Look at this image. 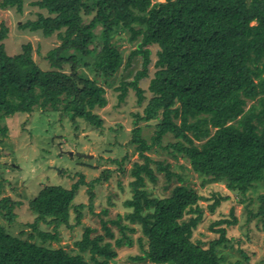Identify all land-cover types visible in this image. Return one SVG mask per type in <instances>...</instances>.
<instances>
[{
  "label": "trees",
  "instance_id": "obj_1",
  "mask_svg": "<svg viewBox=\"0 0 264 264\" xmlns=\"http://www.w3.org/2000/svg\"><path fill=\"white\" fill-rule=\"evenodd\" d=\"M25 0H0V9L14 8L21 13ZM32 5L44 9L19 27L40 31L45 37L57 33L59 45L45 54L49 69L44 70L31 55V44L21 45L18 53L9 55L3 40L7 26L0 23V119L15 113H32L36 109L59 111L76 123L82 120L95 128L103 126V119L94 112L106 104L105 89L96 78L80 74L79 56L92 51L93 29L100 25L102 44L91 63L85 65L95 77L112 75L121 61V54L109 41L121 30L130 33V40H138L127 58L141 56V68L129 81H120L115 90L122 101L129 88L138 104H142L144 90L139 81L147 76L150 50L158 47L155 71L149 79L146 99L141 112L132 113L133 128L130 143L143 162H134L133 180L129 183L131 196L124 205L131 208L113 222L122 236L115 246L131 244L126 231L140 225L146 239L141 256L152 264H222L217 253L226 242L225 227L213 230L219 234L207 242L193 239L194 228L202 220L199 200L205 199L184 183V179L169 170V164L156 162V170L164 171L166 180L175 177L169 195L153 196L145 187V180L155 183L157 177L144 154L153 146L171 149L185 157L194 172L213 180L223 179L226 188L244 194L254 183L264 181V0H33ZM91 18L85 21V17ZM74 53L66 55L65 52ZM64 64L68 71L63 70ZM251 101L250 104L248 102ZM60 115V116H61ZM155 130L147 142L140 122ZM6 127L0 126L4 134ZM171 135L173 142L161 145L163 136ZM195 141H201L197 144ZM105 172H108L106 170ZM101 174L90 182L83 175L70 187L58 184L43 185L28 201L35 215L29 223L31 231L25 238L11 234L2 224L14 222L15 202L8 196L0 198V264H115L117 256L109 227L104 234L92 235L85 226L80 239L74 242L76 253L43 243L57 241V233L39 230V222L52 223L54 229L70 220V211L80 223L84 204L74 199L81 184L91 188ZM227 196L213 194L209 210ZM258 214L264 213V194L258 196ZM219 219L214 225H232L236 218ZM257 214V213H256ZM24 232L21 231L20 234ZM39 237L37 243L34 237ZM140 245L142 239L138 238ZM89 253L85 259L82 253Z\"/></svg>",
  "mask_w": 264,
  "mask_h": 264
},
{
  "label": "rangeland",
  "instance_id": "obj_2",
  "mask_svg": "<svg viewBox=\"0 0 264 264\" xmlns=\"http://www.w3.org/2000/svg\"><path fill=\"white\" fill-rule=\"evenodd\" d=\"M33 0H25L21 13L14 8L0 9V23L7 28V37L3 40L7 54L13 55L20 51L21 45L31 44V55L40 68L49 69L45 54L59 45L57 33L45 37L40 31L21 29L19 25L28 19H34L37 13L47 15L44 9L32 5ZM153 2L156 0H152ZM163 1V0H158ZM91 17H85V21ZM102 26L97 25L93 29L92 49L87 56H79L78 71L88 78H96L98 84L105 89L106 104L101 108H94L103 119V126L95 128L82 120L73 123L68 115H61L59 111L36 109L32 113H15L11 117L0 119V126L6 127L4 134L0 132V198L10 197L14 202V222L7 224L1 220L6 229L13 235L25 238L31 227L35 215L28 207V201L33 198L38 190L46 184H58L70 187L83 175L85 182H90L101 174L106 179L96 182L91 188L93 196L89 199L87 184H81L74 204H84L80 223L76 224V213L71 209L70 220L54 229L52 223L39 222L37 228L50 233H57V241H46L43 244L49 247H61L64 250L76 253L74 242L80 239L85 226L92 228L94 234H104V227H109L113 232V238L106 236V240L112 242L117 256L115 264H152L146 259L133 260V256H141L142 248L145 247L146 239L143 237L140 225L129 223L122 218L121 223L134 227V231H126L131 239V244L115 246L114 240L122 236L118 226L113 222L118 215L121 217L131 210L123 203L131 196L129 183L133 180L131 168L134 162H143L142 157L130 141L133 128L134 112H141L146 99L150 96L147 91L149 79L155 71L154 62L157 59V45L147 46L150 50V64L147 76L142 78L138 86L144 90L145 99L142 104L136 101L133 89L129 88L125 98L119 102L118 86L120 81H129L137 70L141 68V56L136 55L127 64L129 53L136 48L138 40H130L127 30L115 32L109 41L121 54L119 66L109 76H97L85 63L93 61L102 44L100 35ZM74 53L73 50L65 52L66 55ZM63 70L68 71V65L64 64ZM251 101L248 102L250 104ZM61 115V116H60ZM142 137L150 142L155 130V121L149 125L144 122ZM174 138L167 134L163 136L161 145L165 146L173 142ZM197 144L201 141H195ZM153 161L150 166L157 177L155 183L145 180V187L153 196L164 197L169 195L171 188L179 184L173 177L167 181L164 171L156 170V162L169 164V170L180 175L184 183L194 189L205 199L199 200L203 209L202 220L194 228L192 238L207 242L217 238L219 234L213 229L225 227L226 242L219 245L217 253L222 256V264H264V213L259 212L260 194H264V181L253 184L244 194L226 188L223 179L213 180L190 169L185 157L176 154L172 150L153 146L145 152ZM108 170V172H105ZM227 196L221 199L209 210L212 196ZM236 218L232 225H214L219 219H230V211ZM264 211V209H263ZM257 213V214H256ZM23 231L24 233L20 234ZM138 238L144 245H140ZM41 243L39 237L34 240ZM85 259H89V253H82Z\"/></svg>",
  "mask_w": 264,
  "mask_h": 264
}]
</instances>
